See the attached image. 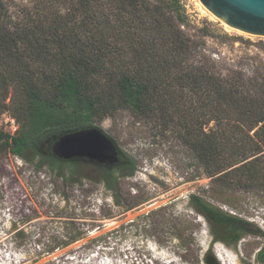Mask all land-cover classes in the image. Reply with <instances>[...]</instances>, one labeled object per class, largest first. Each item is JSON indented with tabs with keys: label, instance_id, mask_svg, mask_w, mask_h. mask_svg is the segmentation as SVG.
<instances>
[{
	"label": "trees",
	"instance_id": "obj_1",
	"mask_svg": "<svg viewBox=\"0 0 264 264\" xmlns=\"http://www.w3.org/2000/svg\"><path fill=\"white\" fill-rule=\"evenodd\" d=\"M190 17L183 0H32L22 18L0 0V66L25 95L14 109L24 122L19 131L0 129V155L36 161L38 170L74 182L78 165L54 153L59 138L128 111L164 129L184 122L181 140L207 175L225 172L216 180L228 188L258 186L250 167L264 158V66L252 75L215 57L205 48L209 28L197 31ZM117 150V164L99 167V183L116 188L121 207L119 179L137 165ZM238 173L246 179H228ZM190 202L214 241L237 246L254 234L202 198ZM257 258L264 264V247Z\"/></svg>",
	"mask_w": 264,
	"mask_h": 264
},
{
	"label": "rangeland",
	"instance_id": "obj_2",
	"mask_svg": "<svg viewBox=\"0 0 264 264\" xmlns=\"http://www.w3.org/2000/svg\"><path fill=\"white\" fill-rule=\"evenodd\" d=\"M5 1L20 18L32 5V0ZM183 2L196 30L209 28V53L252 75L264 66V38L228 28L198 0ZM24 98L0 66V129L11 135L24 123L14 113ZM158 124L128 111L96 123L137 165L133 176L126 170L119 179L121 207L115 205L116 188L99 183L96 161L75 159L79 171L72 182L47 167L38 170L36 161L1 154L0 264H207L208 257L219 264H262L257 254L264 247V158L250 167L259 174L258 186L228 188L216 180L225 172L207 175L181 140L184 122L177 129ZM192 195L248 222L254 234H245L237 246L214 241L211 225L190 202Z\"/></svg>",
	"mask_w": 264,
	"mask_h": 264
},
{
	"label": "water",
	"instance_id": "obj_3",
	"mask_svg": "<svg viewBox=\"0 0 264 264\" xmlns=\"http://www.w3.org/2000/svg\"><path fill=\"white\" fill-rule=\"evenodd\" d=\"M199 1L208 12L233 30L264 38V0ZM54 153L64 161L88 158L108 166L119 162L115 143L96 127L60 137Z\"/></svg>",
	"mask_w": 264,
	"mask_h": 264
},
{
	"label": "built area",
	"instance_id": "obj_4",
	"mask_svg": "<svg viewBox=\"0 0 264 264\" xmlns=\"http://www.w3.org/2000/svg\"><path fill=\"white\" fill-rule=\"evenodd\" d=\"M9 123H11V125H12V126L14 127V129L16 130V125H15L14 120L8 119V120H7V125H8ZM15 130H14V131H15Z\"/></svg>",
	"mask_w": 264,
	"mask_h": 264
},
{
	"label": "bare ground",
	"instance_id": "obj_5",
	"mask_svg": "<svg viewBox=\"0 0 264 264\" xmlns=\"http://www.w3.org/2000/svg\"><path fill=\"white\" fill-rule=\"evenodd\" d=\"M198 2L200 3V1L198 0ZM205 8V7H204ZM205 10H206V8H205ZM208 11V10H207ZM210 13V12H209ZM211 14V13H210ZM212 15V14H211ZM214 18H216L214 15H212ZM224 24V23H223ZM226 25V24H225ZM227 26V25H226ZM228 28H230L229 26H227ZM230 29H232V28H230Z\"/></svg>",
	"mask_w": 264,
	"mask_h": 264
}]
</instances>
